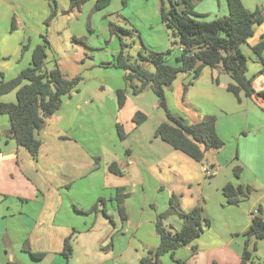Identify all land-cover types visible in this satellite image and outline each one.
Masks as SVG:
<instances>
[{
  "label": "crops",
  "instance_id": "obj_1",
  "mask_svg": "<svg viewBox=\"0 0 264 264\" xmlns=\"http://www.w3.org/2000/svg\"><path fill=\"white\" fill-rule=\"evenodd\" d=\"M241 1L248 10L264 13V0ZM208 2L215 19L229 14L226 0ZM50 13L49 0H0V82L31 66L33 50L44 36L54 50L45 27ZM159 22L153 32L157 35L164 30L161 17ZM263 35L264 23L255 26L254 35L241 47L256 91L264 90V67L252 48ZM24 45L28 48L23 51ZM174 53L177 58L181 49ZM85 67L100 70L95 64ZM106 69L111 71L105 83H80L63 99L38 134L42 147L37 158L4 135L10 120L0 115V264H67L62 253L68 237L73 247L69 264H141L147 251L160 245L157 216L169 208L172 194L179 197L184 211L200 204L205 218L213 219L200 238L177 250L175 259L188 264H240L243 234L253 214L260 207L264 211V102L244 94L239 102L227 91L234 80L221 65L205 68L186 93L184 86L192 79L187 74H180L166 89L169 110L189 123L205 115L217 118V134L225 146L208 153L214 168L207 178L206 164L155 136L168 119L153 90L139 95L129 90L120 110L117 91L126 88L124 73ZM1 102L16 103V91ZM137 112L147 115L140 126L133 121ZM118 123L123 125L124 140ZM113 163L120 174L109 170ZM236 166L242 170L239 178ZM228 183L249 186L253 192L239 206H230L223 194ZM119 189L127 194L125 221L115 200ZM101 198L104 203L90 213ZM182 224L176 215L163 222L171 232ZM239 236L244 240H237ZM27 247L45 257L35 259ZM256 247L254 253L264 252V240ZM254 253L252 264H256ZM162 262L173 264L169 254Z\"/></svg>",
  "mask_w": 264,
  "mask_h": 264
},
{
  "label": "trees",
  "instance_id": "obj_2",
  "mask_svg": "<svg viewBox=\"0 0 264 264\" xmlns=\"http://www.w3.org/2000/svg\"><path fill=\"white\" fill-rule=\"evenodd\" d=\"M49 1L51 15L46 20V25L59 15L56 0ZM89 1L70 0V8L63 14L79 11ZM201 1L161 0V22L174 39L172 45H177L181 49L180 55L176 58V65L167 62L172 50H168L166 54L152 50H148L147 55L141 52V62L150 63L155 67V72H150L145 64L133 63L122 49L115 62L109 66L125 71L126 88L117 91L119 109L124 108L129 90L134 95H139L147 88H151L157 96L159 108L165 111L168 119L157 127L155 136L192 160L206 164V168L212 171L214 167L210 165L208 153L220 151L225 146V142L217 134V118L213 115H205L199 122L189 123L184 117L169 110L166 89L172 86L180 74H187L192 76V79L184 86L186 93L189 86L200 78L205 68L213 69L221 65L234 80L227 86V91L239 102L242 100V94L248 99L264 102V90L256 91L253 79L247 76L249 59L241 50V47L254 35L255 26L264 23V13L261 9L248 10L241 0H226L229 14L207 22L201 20L202 16L195 11ZM111 2L112 0H96L95 9L103 10L110 6ZM122 2L126 5L128 0ZM27 48L28 46L24 45L22 50ZM252 51L264 67V35ZM49 52H51V44L44 36L43 43L33 50L31 66L14 79L0 82V115H6L10 120V128L4 132V135L15 140L19 147L25 148L34 158L38 157L42 147V141L38 138L39 132L44 128L47 120L59 111L63 99L71 96L82 81L81 77L69 78L57 64L55 68L48 69ZM13 91H16V103L1 102L3 96ZM146 120L147 115L142 112H137L133 117L136 126H140ZM117 130L120 138L124 140L125 132L121 123L117 124ZM109 170L120 174L115 163L109 166ZM234 172L239 178L242 170L236 166ZM252 190L249 186H235L228 183L223 188V194L228 205L239 206L250 197ZM126 198L127 194L119 189L115 200L120 217L124 221ZM103 203L104 199H99L89 212H96L98 206ZM263 214L264 211L260 207L258 212L253 214L251 225L243 234L245 245L240 264L252 263L251 245L257 250V241L264 240ZM172 215L179 216L183 220L182 227L175 232L167 230L163 225L164 220ZM209 225L210 221L205 218L202 205L199 204L186 212L181 207L179 197L172 194L169 208L157 216L156 231L160 237V245L156 249H149L142 257L141 264H163L162 257L167 254L171 256L173 264H188L186 260L175 259L177 250L191 245L200 238L205 227ZM27 251L35 259L45 257L43 253L31 252L28 247ZM72 254L71 237H68L62 253L67 264Z\"/></svg>",
  "mask_w": 264,
  "mask_h": 264
},
{
  "label": "rangeland",
  "instance_id": "obj_3",
  "mask_svg": "<svg viewBox=\"0 0 264 264\" xmlns=\"http://www.w3.org/2000/svg\"><path fill=\"white\" fill-rule=\"evenodd\" d=\"M57 1L61 10L59 15L49 25L45 21L46 30L54 44V50L49 52L47 68L53 69L57 64L65 75L81 77V83H105L107 71H111L106 68H114L125 75L124 70L109 66L115 62L122 49L133 63L145 64L148 71L155 72L152 64L141 62L140 53L147 55L148 50L154 49L166 54L168 50L177 51L179 48L172 45L174 39L164 26L161 34L153 33L157 23H160L161 0H128L126 5L122 0H112L110 6L100 11L95 9L96 0H90L81 10L69 14H63L70 8L69 0ZM195 11L202 16L200 19L203 21L215 20L208 0L199 2ZM175 55L168 56L169 64H176ZM85 64H95L100 70L95 68L91 72ZM208 220L213 222L210 217ZM241 239L244 240L241 237L237 240ZM251 251H254L252 246ZM263 254V250L254 253L256 264H264Z\"/></svg>",
  "mask_w": 264,
  "mask_h": 264
},
{
  "label": "built area",
  "instance_id": "obj_4",
  "mask_svg": "<svg viewBox=\"0 0 264 264\" xmlns=\"http://www.w3.org/2000/svg\"><path fill=\"white\" fill-rule=\"evenodd\" d=\"M205 175L207 178H210L213 175L211 169L205 167Z\"/></svg>",
  "mask_w": 264,
  "mask_h": 264
}]
</instances>
